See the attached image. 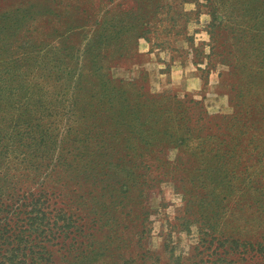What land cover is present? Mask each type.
Returning <instances> with one entry per match:
<instances>
[{
	"label": "trees",
	"instance_id": "obj_1",
	"mask_svg": "<svg viewBox=\"0 0 264 264\" xmlns=\"http://www.w3.org/2000/svg\"><path fill=\"white\" fill-rule=\"evenodd\" d=\"M5 1L0 264H162L149 248L151 181L183 196L173 229L198 228L194 252L172 249V264H264V0H208L220 14L212 53L237 74L233 113L190 98L183 114L168 116L158 103L144 108L135 83L106 78V91L92 92L61 53L15 52L13 28L27 12ZM233 39L249 45L237 49Z\"/></svg>",
	"mask_w": 264,
	"mask_h": 264
},
{
	"label": "rangeland",
	"instance_id": "obj_2",
	"mask_svg": "<svg viewBox=\"0 0 264 264\" xmlns=\"http://www.w3.org/2000/svg\"><path fill=\"white\" fill-rule=\"evenodd\" d=\"M209 4L208 0H6L3 8L27 12L23 24L13 28L18 32L12 38L15 52L61 53L74 69L76 84L83 80L89 91L99 85L105 92L106 78L113 83L124 80L127 85L135 83V96L144 108L158 103L157 109L167 116L183 114L190 98L203 100L213 114H231L234 92L229 81L237 80V74L227 75L231 67L212 53L216 43L211 24L220 14L213 18ZM249 5L244 2L241 7ZM231 43L237 49L249 45L244 39ZM151 184L149 203L155 211L149 248L159 255V263L172 264V249L184 257L194 252L198 228L194 225L190 233L173 229L170 223L186 213L183 196L170 182H161V188L158 182Z\"/></svg>",
	"mask_w": 264,
	"mask_h": 264
}]
</instances>
